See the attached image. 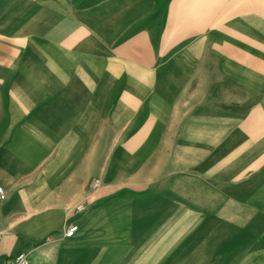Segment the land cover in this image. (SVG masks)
I'll return each instance as SVG.
<instances>
[{"label": "crops", "instance_id": "crops-1", "mask_svg": "<svg viewBox=\"0 0 264 264\" xmlns=\"http://www.w3.org/2000/svg\"><path fill=\"white\" fill-rule=\"evenodd\" d=\"M0 186V264H264V0H0Z\"/></svg>", "mask_w": 264, "mask_h": 264}, {"label": "built area", "instance_id": "built-area-1", "mask_svg": "<svg viewBox=\"0 0 264 264\" xmlns=\"http://www.w3.org/2000/svg\"><path fill=\"white\" fill-rule=\"evenodd\" d=\"M98 185V180L93 181V183L91 184V188H95ZM5 197V191L2 188V186H0V199H3ZM84 209V205L82 203H78L75 206V211H81ZM76 229V224H71L68 225L67 229H66V234H72ZM7 264H26V260L23 254H19L15 257V259L13 261H9Z\"/></svg>", "mask_w": 264, "mask_h": 264}]
</instances>
